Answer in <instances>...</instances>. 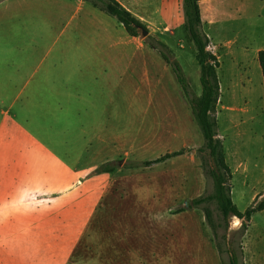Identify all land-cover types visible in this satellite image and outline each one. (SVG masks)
Here are the masks:
<instances>
[{
  "label": "rangeland",
  "instance_id": "rangeland-1",
  "mask_svg": "<svg viewBox=\"0 0 264 264\" xmlns=\"http://www.w3.org/2000/svg\"><path fill=\"white\" fill-rule=\"evenodd\" d=\"M116 1L145 25L139 29L138 37L129 35L117 18L103 9L102 3L95 7L87 0H0V112L10 107L18 111L28 99L29 91L45 80L68 83L72 86L61 88L71 92L70 101L81 112L80 121L90 125L98 120L100 126L110 128V139L113 134L115 137L114 142L106 145L101 158H94L95 151L87 149L91 157L87 159L89 164L79 167L89 169L88 184L102 197L89 228L72 245L67 264H169V241H119V206L124 207V216L128 212L125 206L130 208L127 205L140 201L127 197L136 191L169 192V198L156 199L158 205L172 208L169 211L172 214L188 212L189 223L194 228L207 210L210 214L206 222L210 233L207 238L215 242L219 251L215 260L220 264H230V256L238 258L240 264H264V211L254 214L242 236V221L232 217L226 222L215 203L188 206L200 197L211 195L214 182L209 165L199 153L205 146L201 127L173 65L162 54L163 51L172 63L180 65L192 96L198 98L202 92L200 66L196 47L181 23L182 2ZM246 2L214 3L222 18L210 35L224 63L217 75L220 74L223 83L225 102L231 105L238 102V95L232 93L235 87L230 86L229 80L227 86L222 76L232 75L233 69L235 74L240 73L236 68L243 54H229L227 47L237 43L239 48L250 41L251 50L264 43V6L261 17L254 23L256 33L262 34L255 37L252 33L247 39V21L238 17L241 5ZM73 16L78 19L62 28L66 19ZM85 18L93 20L97 27L95 34H104L102 40L97 39L109 51L111 69L105 76L93 73L86 60L88 43L79 35V29L90 30ZM143 30L148 32L147 36H143ZM218 40L223 43L218 44ZM250 67L255 73L253 62ZM10 80L14 81V87L5 85ZM257 102L260 100L255 97L253 105L257 106ZM218 114L217 110V121ZM233 120L230 114L222 115L221 128L230 127ZM58 125L52 117L39 119L40 129L51 133ZM234 128L230 139L219 132V126L218 134L224 142L226 161L233 176L232 199L244 212L257 196L264 197V124L259 126L249 121ZM67 131L63 128L61 133L62 148L67 149L64 148L67 144L86 156L85 136ZM45 138L50 142L48 136ZM179 151L184 153L160 163L145 164ZM64 245L62 241L56 247L64 250Z\"/></svg>",
  "mask_w": 264,
  "mask_h": 264
},
{
  "label": "crops",
  "instance_id": "crops-1",
  "mask_svg": "<svg viewBox=\"0 0 264 264\" xmlns=\"http://www.w3.org/2000/svg\"><path fill=\"white\" fill-rule=\"evenodd\" d=\"M218 1L203 0L199 5L203 30L214 48L221 72L224 63L217 55V43L210 35L221 23L222 17L214 6ZM241 1H247L238 11V17L247 21L246 38L249 39L252 33L254 36L262 34L260 31L256 33L257 25L254 23L261 17L264 0ZM86 18L83 20L90 23V30L79 29V35L89 45L86 46L89 47L86 60L93 73L105 76L111 69L109 51L97 39L102 40L104 34H95L97 27L93 20ZM77 19V16L66 19L62 28L71 26ZM181 21L184 23L183 15ZM78 25L81 22L77 24L79 28ZM218 41V44L223 43ZM247 44L239 48L237 43L227 47L229 54H243L236 68L240 73L235 74L233 69L232 75L222 76L226 82L229 80L230 86L235 87L232 93L238 95V102L227 104L225 91L221 89L217 106L219 132L229 135V139L235 126L249 121L259 126L264 124V76L259 63L264 43L260 42L251 50L250 41ZM251 62L255 73L250 67ZM219 81L222 86L220 74ZM229 84L227 82V86ZM5 85L14 87L15 83L10 80ZM63 86L72 85L45 80L29 91L28 99L18 111H14L16 107H10L0 112V264H67L72 245L82 238L97 214L102 194L88 184L89 169L79 167L89 164L87 159L91 157L87 149L95 151L94 158H101L106 145L114 142L115 137L113 134L110 139V128L100 126L98 120L90 125L82 123L79 119L81 112L70 101L73 98L71 92L63 90ZM254 96L260 100L257 106L253 105ZM224 114H230L234 120L230 127L222 129L220 119ZM42 117L54 118L58 128L55 126L53 133L40 129L39 119ZM63 128L68 129L69 134L85 136L86 156L77 148H74L77 149L75 152L67 144L64 146L67 149L62 148ZM46 136L53 143L46 141ZM119 139L117 136V143ZM90 164L93 165L92 162ZM169 195V192L136 191L127 196L140 201L127 205L130 208L125 206L128 212L124 216V207L119 206V241H169V264H220L215 260L219 257L215 242L207 238L210 233L206 228V216L200 219L197 228L191 227L188 212L172 214L169 213L172 208L158 205L156 199L169 198ZM124 203L126 205L125 200ZM130 209H133L132 213ZM62 241L65 242L64 250L56 247Z\"/></svg>",
  "mask_w": 264,
  "mask_h": 264
},
{
  "label": "trees",
  "instance_id": "trees-1",
  "mask_svg": "<svg viewBox=\"0 0 264 264\" xmlns=\"http://www.w3.org/2000/svg\"><path fill=\"white\" fill-rule=\"evenodd\" d=\"M87 1L91 2L95 7H99V4L102 3L103 9L110 15L116 17L132 37H138L139 29L145 28L142 21L134 17L116 0ZM201 1L203 0H182L184 26L189 34L190 40L196 47V59L201 68L202 94L200 97L195 98L192 96L190 85L183 75L180 65L177 62L172 63L169 56L162 51L165 60L173 65L177 79L185 95L190 100L193 114L203 132L205 146L199 150V153L202 154L203 162L209 165L208 171L214 182V191L211 195L200 197L188 206L190 208L191 206L197 207L207 202L215 203L226 222L232 217H237L242 221L240 230L242 231V236H244L243 234H246L254 214L264 211V197L257 196L252 205L244 212L236 207L232 199L233 186L231 180L233 176L226 161L224 142L218 134V121L216 118L217 106L221 96V86L217 75L220 62L217 56L209 50L210 40L203 30L201 19L199 5ZM259 63L264 76V51L259 53ZM183 153L184 151L169 153L154 161H148L145 164L152 165L160 163L167 158ZM205 215L207 219H210V214L207 210H205ZM230 264H240L239 259L230 256Z\"/></svg>",
  "mask_w": 264,
  "mask_h": 264
},
{
  "label": "water",
  "instance_id": "water-1",
  "mask_svg": "<svg viewBox=\"0 0 264 264\" xmlns=\"http://www.w3.org/2000/svg\"><path fill=\"white\" fill-rule=\"evenodd\" d=\"M148 32L146 30H143V36H147Z\"/></svg>",
  "mask_w": 264,
  "mask_h": 264
},
{
  "label": "built area",
  "instance_id": "built-area-1",
  "mask_svg": "<svg viewBox=\"0 0 264 264\" xmlns=\"http://www.w3.org/2000/svg\"><path fill=\"white\" fill-rule=\"evenodd\" d=\"M209 50H210L212 53H214V52H213L214 48H212L211 45L209 46Z\"/></svg>",
  "mask_w": 264,
  "mask_h": 264
},
{
  "label": "bare ground",
  "instance_id": "bare-ground-1",
  "mask_svg": "<svg viewBox=\"0 0 264 264\" xmlns=\"http://www.w3.org/2000/svg\"><path fill=\"white\" fill-rule=\"evenodd\" d=\"M258 183V182H257ZM262 183V182H261Z\"/></svg>",
  "mask_w": 264,
  "mask_h": 264
}]
</instances>
